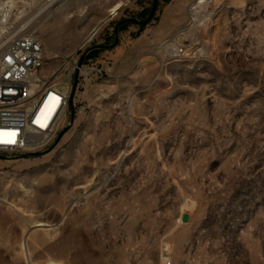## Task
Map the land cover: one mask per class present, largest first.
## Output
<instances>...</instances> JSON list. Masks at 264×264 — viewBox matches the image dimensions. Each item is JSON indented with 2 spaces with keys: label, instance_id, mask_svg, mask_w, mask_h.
I'll list each match as a JSON object with an SVG mask.
<instances>
[{
  "label": "rangeland",
  "instance_id": "374dc122",
  "mask_svg": "<svg viewBox=\"0 0 264 264\" xmlns=\"http://www.w3.org/2000/svg\"><path fill=\"white\" fill-rule=\"evenodd\" d=\"M27 1L71 126L0 164V264H264V0H209L178 60L161 45L197 0H159L81 65L152 0Z\"/></svg>",
  "mask_w": 264,
  "mask_h": 264
},
{
  "label": "built area",
  "instance_id": "2783aa9c",
  "mask_svg": "<svg viewBox=\"0 0 264 264\" xmlns=\"http://www.w3.org/2000/svg\"><path fill=\"white\" fill-rule=\"evenodd\" d=\"M199 1L189 7L183 33L165 44L171 52L168 59L195 57L199 52L202 45L196 42L198 35L188 36L195 27L203 26L194 24L190 14ZM28 5L21 1L14 10L16 18L0 32V155L7 158L36 155L51 147L65 125L70 107V90L62 89L57 81L41 73L43 43L29 31V20L23 19ZM208 8H212L211 3ZM72 63L79 71L76 59Z\"/></svg>",
  "mask_w": 264,
  "mask_h": 264
},
{
  "label": "bare ground",
  "instance_id": "6f19581e",
  "mask_svg": "<svg viewBox=\"0 0 264 264\" xmlns=\"http://www.w3.org/2000/svg\"><path fill=\"white\" fill-rule=\"evenodd\" d=\"M21 1L25 5L26 4L27 5L30 4V2H28L27 0L26 1L25 0H6V1H1L0 2V32H2L8 26V22H10L14 17L16 18V16L14 15V10H16L15 7ZM54 1L55 0H49V2H50L49 4L53 3ZM208 2L211 3L209 0H200L199 2H197V4L193 8L190 9V14L193 15L194 18H195L193 20L194 24L198 23V25L202 24L204 27H206V23H208V17H209L208 14H209V12H213L214 11V7H213L212 4H211L212 8L211 9L208 8V4H209ZM18 7H20V6H18ZM44 10H45V8L42 9V11H40V13L43 12ZM110 15H113V13L110 14ZM31 19H33V18H31ZM29 22H30V20H29ZM104 22H106V20H104ZM197 27H199V26H197ZM96 29H98V28H95L92 31L93 34H96V31H97ZM86 42L87 41H84L82 43V45H84ZM161 47L163 49L164 57L166 59H168L169 56H170V53H171L170 50L165 45H161ZM203 48H204V43H203V46H200V49H197V51H199V52L196 53V56H198V57L201 56L200 53H202V51H203L202 49ZM187 52H188V50H187ZM187 52H186V54H188ZM181 58H185V57H183V56H175L173 60H178V59H181ZM162 67H163V65H162ZM54 81H55V79H54ZM58 84L62 87V89H65V88L69 87V83H66V85L65 84L63 85V84H60L58 82ZM1 202L9 204L8 201H6L5 199H1ZM45 225L46 224L43 223V222H38V223L35 224V227L45 226ZM47 264H57V263H47Z\"/></svg>",
  "mask_w": 264,
  "mask_h": 264
},
{
  "label": "water",
  "instance_id": "95a60500",
  "mask_svg": "<svg viewBox=\"0 0 264 264\" xmlns=\"http://www.w3.org/2000/svg\"><path fill=\"white\" fill-rule=\"evenodd\" d=\"M158 1H159V0H152V1H151L150 11H149V14L147 15V17H146L145 19L126 18V19H123V20L119 21V22L117 23V25L115 26V28H114V41H113L112 43H107V44H102V45L94 46V47L88 49L87 51H85V52L82 54V56L80 57L79 65L82 64V62H83L85 56H86L91 50H93V49H95V48H102V49H105V48H112L113 46H115V45L118 43V40H119L118 31H119V28H120L121 25L126 24V23H134V24H136V25H139V30H142V29L144 28V26L147 25V24L150 22V20L152 19V17L154 16V13H155V11H156V9H157ZM76 83H77V76H76L75 79H74V87H75ZM69 103H70V105L72 104V96H71L70 99H69ZM70 126H71V123H69V124L65 127V129H63V130L59 133V135H58V137H57L55 143H57V142L59 141V139L61 138V136H62L65 132H67V131L70 129ZM55 143H54V144H55ZM38 154H40V153H38ZM0 158H2V159H7V157L1 156V155H0ZM188 219H189L188 214L184 213V214L182 215V222L186 223V222H188Z\"/></svg>",
  "mask_w": 264,
  "mask_h": 264
},
{
  "label": "crops",
  "instance_id": "0c3cea01",
  "mask_svg": "<svg viewBox=\"0 0 264 264\" xmlns=\"http://www.w3.org/2000/svg\"><path fill=\"white\" fill-rule=\"evenodd\" d=\"M55 1H57V0H55ZM54 1V2H55ZM118 7H119V4H116V5H114L113 7H111V9L109 10V14H114L115 13V11L118 9ZM97 30V29H96ZM92 33V32H91ZM91 33H89L88 35H90ZM87 35V36H88ZM88 38V37H87ZM86 39V38H85ZM118 52V51H117ZM3 162H7V160H3V159H0V164H4ZM9 203V202H8ZM10 204V203H9ZM21 243H22V241H21ZM21 243H20V249H21Z\"/></svg>",
  "mask_w": 264,
  "mask_h": 264
}]
</instances>
